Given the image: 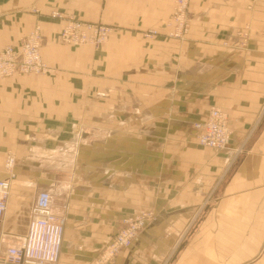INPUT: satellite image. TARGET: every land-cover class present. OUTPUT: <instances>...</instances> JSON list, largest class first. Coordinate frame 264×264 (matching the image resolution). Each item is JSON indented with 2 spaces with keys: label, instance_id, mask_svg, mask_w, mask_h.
Segmentation results:
<instances>
[{
  "label": "crops",
  "instance_id": "crops-1",
  "mask_svg": "<svg viewBox=\"0 0 264 264\" xmlns=\"http://www.w3.org/2000/svg\"><path fill=\"white\" fill-rule=\"evenodd\" d=\"M172 6L0 0V49L38 26L50 70L0 77V177L6 153L16 159L0 264H15L4 252L39 189L65 216L57 264H96L141 212L152 218L105 264H264V0H190L180 38L167 36ZM67 17L111 30L63 44ZM211 106L228 117L221 150L195 139Z\"/></svg>",
  "mask_w": 264,
  "mask_h": 264
},
{
  "label": "built area",
  "instance_id": "built-area-1",
  "mask_svg": "<svg viewBox=\"0 0 264 264\" xmlns=\"http://www.w3.org/2000/svg\"><path fill=\"white\" fill-rule=\"evenodd\" d=\"M190 0H173L172 12L166 25L170 28L167 36L180 38L188 30L187 11ZM52 16H59L56 11ZM59 32L63 44L78 46L98 45L103 42L111 28L102 23H93L67 17ZM155 31L146 33V36ZM39 27L22 37L17 48L6 46L0 49V77L24 74H41L49 68L40 54ZM198 145L223 148L228 142V117L219 107L211 106L203 121L193 123ZM16 159L8 152L3 162L4 176L0 177V222L4 217L11 180L15 176ZM152 218L150 212L125 217L122 226L95 258L96 264H105L116 253L131 245L136 234ZM65 216L53 206L50 191L39 189L35 195L29 222L24 237L6 247L3 260L15 264H57L59 257Z\"/></svg>",
  "mask_w": 264,
  "mask_h": 264
},
{
  "label": "rangeland",
  "instance_id": "rangeland-1",
  "mask_svg": "<svg viewBox=\"0 0 264 264\" xmlns=\"http://www.w3.org/2000/svg\"><path fill=\"white\" fill-rule=\"evenodd\" d=\"M41 46V45H40ZM47 65V64H46ZM49 68V67H48ZM50 70L48 69L46 72H44V73H47V72H49ZM44 73H41V74H44ZM227 145V144H226ZM226 145L223 147V148H212V149H215V150H221V149H224L225 147H226ZM241 151V149H240V147L239 148H237V152H236V154L238 155L239 154V152ZM142 213V212H141ZM138 214H140V213H138ZM136 215V214H135ZM132 216V215H131Z\"/></svg>",
  "mask_w": 264,
  "mask_h": 264
}]
</instances>
